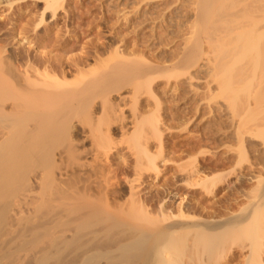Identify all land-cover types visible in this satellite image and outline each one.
<instances>
[{"label": "rangeland", "instance_id": "rangeland-1", "mask_svg": "<svg viewBox=\"0 0 264 264\" xmlns=\"http://www.w3.org/2000/svg\"><path fill=\"white\" fill-rule=\"evenodd\" d=\"M49 1L0 0L2 47L10 49L27 65L32 62V66H39L40 70H45L47 64L51 72L74 82L77 88L90 85L89 89L93 88L92 95H95L82 109L95 111V114L94 120L89 121L72 111L75 115L68 114V124L72 126L70 139L66 137L62 144L54 141V145L47 149L49 152L43 153V157L47 156L44 160L52 161L40 168L46 180L52 176L49 182L45 181L52 184L51 188L48 185L43 188L48 195L43 196V211L57 213L55 200L75 189L80 193L86 190V195H92L91 199L96 202L102 200L106 191L112 192V196L109 194L111 199L128 210L130 188L134 184L137 196L142 198L152 215L148 214L151 219L143 217V222L134 226L136 229L167 223L158 213L164 200L163 207L170 217L168 221L200 223L171 235L172 239L187 246V263L196 264L192 258L207 252L206 241L197 245L193 242L198 237H205L210 241L218 239V252L222 253L205 263L253 264L261 260L264 264V83H260L264 82V77L260 82L257 79V87L262 84L259 88L254 86L256 79L251 82L253 93L248 97L241 87L244 85L242 81L234 83V88L237 86L234 97H224L222 84L210 69L214 63L213 55L218 52L210 42L208 44L206 37V41H202L200 61L212 62L210 67L191 66L193 68L187 72L181 71L187 67L178 62L189 53L194 41L193 32L200 30L199 0H56V11L46 12L45 5ZM113 67H128L134 72L131 73L134 79L138 78V72L142 74L143 69L160 73L159 78L155 74L156 80L151 86L154 95L133 96V86L129 84L133 78L128 74L129 77L115 79L117 83L114 80V83H105L101 76ZM63 73L66 78L62 77ZM255 90V99L259 97L262 101L254 100ZM103 97H109L106 100L113 104V111L111 109L106 114L102 113ZM95 122H99L102 131ZM154 125L157 126L155 130ZM78 128L80 134L75 135ZM99 137H103L107 154L101 151L105 147H95L98 145L95 140ZM98 152L99 159L96 158ZM155 158L158 172H161L158 177L155 171L146 174V167L151 165L148 162ZM139 162L142 163L141 170ZM97 167L103 169V177ZM28 173L32 185L28 186L29 193L34 190L37 173ZM197 180H207L208 186L205 182L193 186L192 182ZM113 211L119 213L121 210L114 206ZM133 211L135 214L141 210L136 207ZM218 224L220 228L215 229ZM90 228V232L98 229L97 226ZM113 231L118 233L115 229ZM58 232L57 235L64 233L63 230ZM86 233L89 234L88 230ZM108 233L106 241L112 236L115 239L113 232ZM67 234H71L69 230ZM90 235L86 237L89 239ZM101 235L97 236L98 241L108 236ZM123 236L120 237H126ZM187 253L192 254L188 256Z\"/></svg>", "mask_w": 264, "mask_h": 264}, {"label": "bare ground", "instance_id": "bare-ground-1", "mask_svg": "<svg viewBox=\"0 0 264 264\" xmlns=\"http://www.w3.org/2000/svg\"><path fill=\"white\" fill-rule=\"evenodd\" d=\"M56 4H58L56 0L49 1L45 5V11H56ZM197 6L199 9L197 16L201 23L199 25L200 30L198 29V31L193 32L194 41L191 44V50L189 49V53H185L178 62L180 66L187 67L181 71L186 70L187 72L191 66H201V68H204L205 66H209V64L211 65L212 62L208 64V62L200 61L202 59L201 55H203L202 41L206 37L208 44L210 42L213 49H216V52H218L216 56L213 55L215 57L214 63H212L211 67L209 66L212 69V71H209L213 72L212 75L214 74V77L220 80L219 82L222 84V88H220L224 97L228 99L234 97L236 93L235 88L237 87L234 88L236 81H242L241 83L244 85L241 87L246 91L245 96L248 97L249 93L252 92L251 82L254 79L256 81L259 79L260 82V79L264 77V0H199ZM206 40L204 39V41ZM232 43L234 44L233 46H231ZM2 46L4 45L0 41V264H96L99 260L100 262L103 260L101 264H189L186 260L185 247L187 246L179 240L172 239L171 235L179 229L196 227L200 223H197V221L192 224L185 223L186 221H168L170 217L168 216V211L164 208L165 206L163 207L166 203L164 200L163 203H160L161 207L158 213H160L161 217L163 216L161 220L167 223L162 224L163 222H160L157 225L151 224L146 228L136 229L134 226L141 221L143 222V217L151 219L148 216V214L151 215V211L148 210V207L146 208L142 198L137 196L136 187L132 183L129 202L126 201V204L127 202L129 203L128 210L122 209V204L117 203L114 198L111 199L110 195L112 192L110 194V192L106 191L104 197H101L102 200H97L96 202L91 199L92 195H86V190L83 191L85 196L84 194L81 195L82 191L80 193L79 189L77 191L75 189L74 192L72 190V192L69 191V195L66 194L64 197H58L59 201L58 199L55 200V203H58V205L56 204V207H58L57 213H54L55 211H43V203H45L43 196H48L45 195L43 188L47 185L50 186L49 188L52 186L50 183H45V181L49 182L51 180L52 176L50 173L51 178L48 177L46 180L45 176H43L44 174H41L40 171V168H43L47 162L49 164L52 162L47 161V159L44 160L47 156L43 157V155L51 147L50 145H54V141L56 143L61 141L59 143L62 144V141H66V137L70 139L69 134L72 126L68 124L70 117L68 114L72 111L77 115L80 114V116L88 118L89 121L94 120L95 111L92 112L87 109L88 111L86 112L82 107L87 104L88 99L94 96L95 93L92 95L93 88L92 90L91 88L89 89L90 85L87 86L84 83L85 85L77 88L74 82L60 78L56 73L51 72L50 66L47 67V64L45 70L42 69L44 71L40 70L39 66H32V62H28L31 66L27 65V62L25 63L22 58L14 55L10 49L3 48ZM123 68L113 67L111 71L104 73L101 79L105 80V83L106 81L114 83L117 78L119 80V78L129 77L126 76L128 74L133 78L131 81L128 78L130 82L127 81V83L129 82L133 86V96L144 93L146 95H154L151 86L154 80H156L155 74L159 78L161 76L160 73H156L155 70L152 73L153 70L151 71L150 68L143 69L142 74L139 75L138 72L136 74L138 78L134 79L131 76V73L134 72L128 70V67ZM80 74L82 77L85 76L83 73ZM62 75V77L66 78V73ZM79 80L76 81L78 82ZM256 81H254V86L257 87L258 81L257 84L255 83ZM262 81L264 80L262 79ZM260 83L263 84L264 82ZM262 84L257 88L261 87ZM144 87L148 88V90H145L146 88ZM241 87L240 89L242 90ZM259 91L261 89L258 90L260 94ZM259 96L261 97V94ZM255 97H257V91L254 93V100L257 99ZM106 98L109 97H105V101H103L102 113L104 114L109 110L111 111V109L113 111V104H110L112 102H109ZM259 99L258 97V102H260ZM260 100L262 101V98ZM73 112L71 114L75 115ZM98 123L96 124L98 125ZM100 126L98 125V127ZM98 127L96 129L99 130ZM155 129H157L156 125H154ZM80 131L81 129L74 131V134L79 135ZM104 132L103 134H105ZM102 136L104 137V135ZM103 137L102 139L99 137L101 141L99 138H95V141H99L95 143L98 144L95 146L98 149L105 147L102 141ZM109 137L110 135L107 139L110 141ZM101 151L102 153L105 152V154L108 153L106 147ZM47 152L49 151L47 150ZM99 152L97 153L98 155L96 154V158L98 159L100 157ZM71 153L70 150L69 154ZM157 158L151 159L148 162L151 165L146 167V174L148 172L150 174L153 171V173L156 172V176L158 177L159 173H161L158 172L159 168L155 164ZM138 164L141 170L142 163L140 164L139 162ZM136 166L134 165L139 170ZM97 168L96 170H100L102 176L104 168L102 165V171ZM143 169L142 172L145 173ZM109 171H112L110 167ZM28 172L37 173L35 175L34 190L30 191V194L27 192L29 184L32 187L31 180L29 181L28 178ZM106 177L103 179H107ZM204 182L197 180L196 182H192V185L199 186ZM49 192H51L50 189ZM24 193L26 194L24 195ZM49 201L52 200L49 199ZM114 206H118L121 211L115 213L113 211ZM136 207L141 211L132 214ZM150 221L152 222L154 219ZM92 226H97L98 229L96 228V231L90 232L88 228L91 227L90 229H92ZM217 226L219 224L215 226V229ZM112 229H115V232L118 231V233L114 234ZM58 230H63L64 233L62 232L63 234L57 235L56 233H59ZM65 230H69L71 234L65 235ZM87 230L91 234L89 239L87 238L89 235L86 233ZM123 230L126 231L123 232ZM110 231L111 233L113 232L112 235L114 234L120 239L116 238V236L113 239L114 236L112 238L110 235L112 239L106 241L109 237L108 232ZM121 232L122 234L120 235L119 233ZM99 234L101 237L103 234L108 236L105 237V240L100 238L104 241H98L99 238L97 236L100 237ZM122 235L126 237L121 238L120 236ZM215 240L212 239L210 241L205 237H198L193 241L196 245L199 242V244L201 242L204 243V241L207 243V252H202L203 255L201 254L196 258L193 256L194 258L192 259L197 261V263H194L202 264L205 261L209 262L211 259H215L222 254L218 252L220 250L219 240ZM198 246L199 250L200 245ZM195 255L198 254L196 253ZM259 261L260 263L257 261V263L253 264H261L262 261Z\"/></svg>", "mask_w": 264, "mask_h": 264}]
</instances>
